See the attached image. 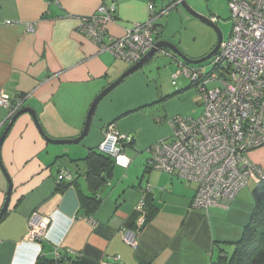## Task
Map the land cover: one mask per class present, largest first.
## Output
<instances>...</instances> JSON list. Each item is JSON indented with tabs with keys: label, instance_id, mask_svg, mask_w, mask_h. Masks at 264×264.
I'll use <instances>...</instances> for the list:
<instances>
[{
	"label": "crops",
	"instance_id": "crops-1",
	"mask_svg": "<svg viewBox=\"0 0 264 264\" xmlns=\"http://www.w3.org/2000/svg\"><path fill=\"white\" fill-rule=\"evenodd\" d=\"M150 3L160 12L165 0H0V95H8L12 104L16 97L28 96L23 108L36 111L48 137L77 139L94 100L132 66L102 52L80 33L81 19L102 5H115L108 35L119 38L134 23L148 19ZM29 25H34L33 33ZM162 36L163 32L154 35V42L166 40ZM215 46L186 54L201 59ZM166 57L173 63L159 65L154 57L108 94L97 108L89 135L78 145L50 144L30 114L17 119L1 149L0 211L9 191L6 175L13 189L0 221V264L59 261L57 253L62 264H219L225 255L221 250L228 257L232 254L250 222L255 187L242 189L230 209H194L195 183L148 168L149 148L172 140L170 120L193 113L192 107L182 105L186 89H179L173 79L176 58ZM14 116L0 106V139ZM111 124L134 138L122 145L132 159L128 170L111 160H87ZM248 157L264 170V147ZM92 167H99L105 178L99 188L88 175ZM65 169L73 178L59 182ZM148 186L153 189L146 194ZM87 197L95 201L86 204ZM143 197L149 220L138 229ZM35 211L51 219L43 243L27 239ZM122 230L136 234V247L124 241Z\"/></svg>",
	"mask_w": 264,
	"mask_h": 264
},
{
	"label": "built area",
	"instance_id": "built-area-1",
	"mask_svg": "<svg viewBox=\"0 0 264 264\" xmlns=\"http://www.w3.org/2000/svg\"><path fill=\"white\" fill-rule=\"evenodd\" d=\"M232 32L224 40L218 52L211 58L212 71L205 67L191 66L168 51L166 56L176 58L178 71L173 79L185 77L199 88L203 97V112L197 117L177 115L170 120L173 130L170 142L153 144L148 153V166L165 172L182 181L195 183L194 209L222 207L230 209L239 193L248 185L256 186L264 181V170L254 165L248 155L264 147V0H228ZM149 5V17L134 23L124 36L108 35V26L115 21L116 7L100 6L94 15L83 17L79 32L91 38L102 52H110L115 58L132 65L141 61L155 45L154 35H161L157 20L168 14ZM213 23L217 17H211ZM35 31L34 25L28 32ZM210 83H217L208 88ZM28 96H18L15 104L8 95H0V106L9 109L14 116ZM133 136L121 133L114 124L108 125L98 151L128 170L132 159L123 151V144H131ZM72 174L63 170L59 182L72 180ZM148 186L145 193H150ZM146 199L139 203L142 213L137 226L145 227ZM51 219L35 211L29 218L28 241L43 243L49 231ZM124 241L137 246L136 234L122 230ZM43 255V253H41ZM57 259L61 261L57 253Z\"/></svg>",
	"mask_w": 264,
	"mask_h": 264
},
{
	"label": "rangeland",
	"instance_id": "rangeland-1",
	"mask_svg": "<svg viewBox=\"0 0 264 264\" xmlns=\"http://www.w3.org/2000/svg\"><path fill=\"white\" fill-rule=\"evenodd\" d=\"M186 2L207 18L213 16L217 17V27L222 32L224 40L230 38L233 22L231 20L228 0H186ZM168 8L170 9L168 14L165 15L164 18H161L159 23H157L161 29H163V38L174 43L185 54L192 49L204 48L212 43L214 46L216 45V32L212 28L203 23L200 24L197 20L192 18V16H190L180 4H177V0H165L162 9ZM155 59H157L159 65L161 63L165 64V62H168V64H170V62L173 63L171 59L165 56V54H162V51L156 54ZM202 66L205 67V72L207 73L213 69L210 60L203 63ZM177 71L178 66H175L174 73ZM190 84H192L191 81L185 77H179L176 81V85L179 89H186L181 95L183 96L182 105L184 107L190 106L193 108V113L185 115L197 117L202 112L204 99L199 93L198 87L192 86L189 89L186 88V86H190ZM216 85L217 83H210L208 88H214ZM249 186L252 187L253 185Z\"/></svg>",
	"mask_w": 264,
	"mask_h": 264
},
{
	"label": "water",
	"instance_id": "water-1",
	"mask_svg": "<svg viewBox=\"0 0 264 264\" xmlns=\"http://www.w3.org/2000/svg\"><path fill=\"white\" fill-rule=\"evenodd\" d=\"M177 4H180L186 10V12L190 16H192L194 19H196L197 21H199V22L205 24L206 26L212 28L216 32V34H217V44L214 47V49L208 55H206L205 57H203L201 59H191L178 46H176L174 43H172V42H170L168 40H162V41H159L158 43H155L154 48L141 61H139L138 63L132 65L118 80H116L109 87H107L94 100V102H93V104L91 106V109H90V111L88 113L87 122H86V125H85L84 129H83V132L80 135V137H78L77 139H73V140H54V139H51L42 130V128L40 126V123L38 122L36 111L34 109H31V108H23V109H21L12 118V120L10 121L9 125L5 129L3 135H2V137L0 139V165H1V167L4 169V167L2 165V161H1L2 145H3V143H4L5 139H6L9 131L11 130V128L13 127L14 123L17 121V119L20 116H22L24 114H30L33 117L37 127L40 130V132L42 133V135L44 136V138L46 139V141L48 143L53 144V145H78L89 135V132H90L91 126H92V122H93V119L95 117V114H96V111H97V108H98L100 102L108 94H110L118 86H120L125 81V79L127 77H129L132 74H134L135 72L141 70L146 64H148L152 59H154V57L156 56L157 53H159L161 51H164V50H168L173 55L178 57L181 61H183L186 64L192 65V66L202 65L203 63L211 60V58L218 52L222 42L224 41V37H223L222 32L217 27V25L210 20V18H207L204 15H202L201 13H199L198 11H196L194 8H192L190 5H188L186 0H177ZM6 176H7V179L9 181V191L7 193L5 204H4L3 208H2V210L0 211V221L4 218L5 214L7 213L8 209H9L11 196H12V189H13L11 179L9 178L8 175H6Z\"/></svg>",
	"mask_w": 264,
	"mask_h": 264
},
{
	"label": "trees",
	"instance_id": "trees-1",
	"mask_svg": "<svg viewBox=\"0 0 264 264\" xmlns=\"http://www.w3.org/2000/svg\"><path fill=\"white\" fill-rule=\"evenodd\" d=\"M198 67L204 68L202 65H198ZM191 85L194 86L193 84ZM93 158L94 160H100L101 162L111 160L114 163L111 158L100 153L98 150H93L87 160H91ZM88 175L92 178V185L95 187L99 188L102 186L103 182H105V178L102 177V170L99 169V167H92ZM72 184L73 182L62 184L61 189L68 188ZM254 187V210L250 222L245 228L241 240L234 244V250L229 257L226 255L224 250L220 251L221 254L225 255L220 256L219 264H264V181ZM85 200L86 204H88L87 202L89 201H95V198L92 199L87 197L83 200L84 203ZM146 220L148 221L149 217L146 216ZM40 264H62V261L44 260Z\"/></svg>",
	"mask_w": 264,
	"mask_h": 264
},
{
	"label": "flooded vegetation",
	"instance_id": "flooded-vegetation-1",
	"mask_svg": "<svg viewBox=\"0 0 264 264\" xmlns=\"http://www.w3.org/2000/svg\"><path fill=\"white\" fill-rule=\"evenodd\" d=\"M169 52V51H168ZM171 53V52H170ZM175 56V55H174ZM176 57V56H175ZM178 58V57H177ZM179 59V58H178ZM189 65V64H188Z\"/></svg>",
	"mask_w": 264,
	"mask_h": 264
}]
</instances>
